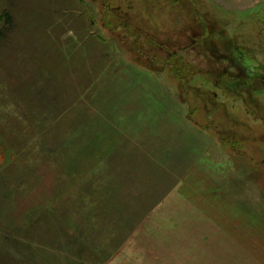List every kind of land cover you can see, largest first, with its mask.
<instances>
[{"label":"rangeland","instance_id":"obj_1","mask_svg":"<svg viewBox=\"0 0 264 264\" xmlns=\"http://www.w3.org/2000/svg\"><path fill=\"white\" fill-rule=\"evenodd\" d=\"M118 257L264 264V0H0V264Z\"/></svg>","mask_w":264,"mask_h":264},{"label":"crops","instance_id":"obj_2","mask_svg":"<svg viewBox=\"0 0 264 264\" xmlns=\"http://www.w3.org/2000/svg\"><path fill=\"white\" fill-rule=\"evenodd\" d=\"M119 258L120 257H118L117 259L116 258L112 259V261L110 262V264H113L115 261H118Z\"/></svg>","mask_w":264,"mask_h":264},{"label":"trees","instance_id":"obj_3","mask_svg":"<svg viewBox=\"0 0 264 264\" xmlns=\"http://www.w3.org/2000/svg\"><path fill=\"white\" fill-rule=\"evenodd\" d=\"M5 15H6V14H5ZM6 16H7V15H6ZM6 19H7V21H10V18H9V16H7V17H6ZM2 174H3V173H2ZM2 174H1V175H2Z\"/></svg>","mask_w":264,"mask_h":264}]
</instances>
